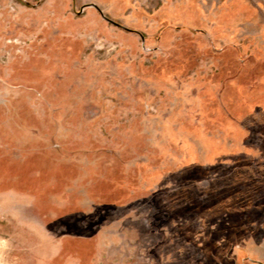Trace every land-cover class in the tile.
Returning a JSON list of instances; mask_svg holds the SVG:
<instances>
[{
	"label": "rangeland",
	"instance_id": "rangeland-1",
	"mask_svg": "<svg viewBox=\"0 0 264 264\" xmlns=\"http://www.w3.org/2000/svg\"><path fill=\"white\" fill-rule=\"evenodd\" d=\"M229 44L264 51V0H0V264H264Z\"/></svg>",
	"mask_w": 264,
	"mask_h": 264
},
{
	"label": "crops",
	"instance_id": "crops-1",
	"mask_svg": "<svg viewBox=\"0 0 264 264\" xmlns=\"http://www.w3.org/2000/svg\"><path fill=\"white\" fill-rule=\"evenodd\" d=\"M186 51H188L187 46L181 49L178 59L189 58L191 54L185 53ZM201 52L222 59L221 66L214 72L216 77L214 79L221 83L220 86L228 83L233 88V92H235L234 95H227L224 99L225 107L228 109L225 114L226 122L231 125L239 124L244 114L252 115V123L256 119V122L259 118L264 119L262 117L264 112V65L261 66L264 64V51H250L245 58L238 47L229 44L216 53H209L208 48H203ZM192 54L193 60L195 61L200 51L194 49L192 50ZM250 60L252 64L247 65L245 61L248 62ZM262 130L258 139L264 140V127H262ZM239 134L242 139L247 137L244 129L242 131L240 129Z\"/></svg>",
	"mask_w": 264,
	"mask_h": 264
},
{
	"label": "trees",
	"instance_id": "trees-1",
	"mask_svg": "<svg viewBox=\"0 0 264 264\" xmlns=\"http://www.w3.org/2000/svg\"><path fill=\"white\" fill-rule=\"evenodd\" d=\"M192 56L193 54L191 53V56L189 58L185 57L186 59H177L174 68L185 70L187 68V65H190L189 61H192V63L194 62ZM230 167H234L233 170H235L233 175L231 176L232 180L234 182L241 183V187H239L240 189L236 188L234 190L235 192L241 191L240 193H242V203L246 204V206H250L251 204L256 203L258 204V207H263V202L258 200L260 199L258 196V192L264 189V176H262V173L264 171V164H252L251 159H247L245 161L237 159ZM227 197H231V194L228 193L227 195L222 196V198L224 199H226ZM241 228L243 229V226H241Z\"/></svg>",
	"mask_w": 264,
	"mask_h": 264
},
{
	"label": "flooded vegetation",
	"instance_id": "flooded-vegetation-1",
	"mask_svg": "<svg viewBox=\"0 0 264 264\" xmlns=\"http://www.w3.org/2000/svg\"><path fill=\"white\" fill-rule=\"evenodd\" d=\"M263 145H264V143H262ZM264 147V146H263ZM254 164V163H253ZM259 164H264V162H262V163H259ZM258 196H259V198L260 199H258V200H260V201H262L263 202V207H257L258 208V213L261 215V213L263 212V210H264V189L263 190H260L259 192H258ZM258 214V215H259ZM259 218V217H258ZM258 218H256L255 217V219L257 220ZM249 228H250V226L248 227V229L247 230H249ZM242 231H244V229H242Z\"/></svg>",
	"mask_w": 264,
	"mask_h": 264
}]
</instances>
